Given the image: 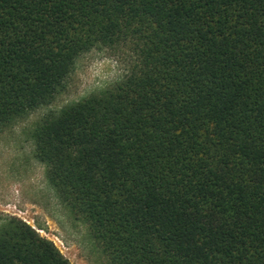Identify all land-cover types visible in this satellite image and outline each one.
Returning <instances> with one entry per match:
<instances>
[{
	"label": "trees",
	"instance_id": "trees-1",
	"mask_svg": "<svg viewBox=\"0 0 264 264\" xmlns=\"http://www.w3.org/2000/svg\"><path fill=\"white\" fill-rule=\"evenodd\" d=\"M94 49L123 76L31 136L97 264H264V0H0V132ZM0 264L70 263L5 215Z\"/></svg>",
	"mask_w": 264,
	"mask_h": 264
},
{
	"label": "rangeland",
	"instance_id": "rangeland-1",
	"mask_svg": "<svg viewBox=\"0 0 264 264\" xmlns=\"http://www.w3.org/2000/svg\"><path fill=\"white\" fill-rule=\"evenodd\" d=\"M128 62L123 54L94 49L76 62L65 89L53 102L0 132V222L15 215L50 239L70 264H97L102 259L87 225L74 218L48 184L45 166L34 156L31 131L47 111L79 100L119 80Z\"/></svg>",
	"mask_w": 264,
	"mask_h": 264
},
{
	"label": "snow or ice",
	"instance_id": "snow-or-ice-1",
	"mask_svg": "<svg viewBox=\"0 0 264 264\" xmlns=\"http://www.w3.org/2000/svg\"><path fill=\"white\" fill-rule=\"evenodd\" d=\"M74 54H75V52L73 51V52L69 53V56L71 57V56H73Z\"/></svg>",
	"mask_w": 264,
	"mask_h": 264
}]
</instances>
